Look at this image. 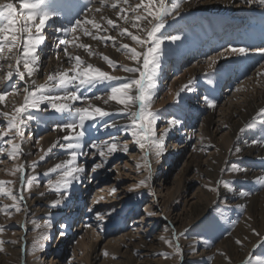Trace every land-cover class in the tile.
<instances>
[{
    "label": "snow or ice",
    "instance_id": "1",
    "mask_svg": "<svg viewBox=\"0 0 264 264\" xmlns=\"http://www.w3.org/2000/svg\"><path fill=\"white\" fill-rule=\"evenodd\" d=\"M88 3L93 4V0H88ZM97 3L99 6L94 5L89 8L91 14L89 17L83 20L76 19L72 26L57 29L64 33L65 38H58V42L54 45V48L58 50L56 59H60L62 51L70 67L63 71L48 73L45 81L40 84H37L35 79L42 63L39 53L46 41L44 34L46 22L54 14L49 11H40L45 0H35V2L22 0L19 9L11 2L0 4V61H6V64L0 63V72L3 73L0 74V82H11L5 84V89L0 90V105L7 107L6 100L9 96L23 95L22 102L13 103L10 110L0 111V119L4 121L0 124V154L6 153L11 160H19L26 155L24 145L31 138L25 136V131L31 121L36 118L33 115L34 112H47L50 118L61 121L54 124L52 131L62 135L46 150L41 148L40 151L43 154L39 157L41 161L45 160L57 147L68 156L67 159L56 163L44 173V176L48 177L44 185L47 192L38 193L41 198H46L49 194L52 196L49 207L53 209L68 206L79 186L85 181L91 182L94 179L93 174L100 169H105L109 165L110 157L118 152L130 155V143L142 153L134 167L136 174L142 175L143 178L129 187L128 191L135 193L137 189H151L153 163L161 162L166 155L168 151L166 141L170 133L184 126L182 120L172 116L165 122L164 128L158 131L157 126L161 116L158 111L153 110L152 105L158 85L161 58L164 55L163 45L165 41L175 44L181 40L179 35L167 33L166 26L173 27V24H169V18L175 21V18L181 15L183 6L190 4L191 0H135V2L133 0H97ZM229 3L231 6L237 3L246 6L258 5L264 9V0H229ZM105 10H110L115 19L106 15ZM97 14H99V19H97ZM113 31L116 35L110 34ZM80 35L89 37L92 41L104 43L105 46L110 41L115 51L122 52L131 63H119L108 55L96 53L91 44L78 42ZM125 38L131 43L123 42ZM70 47L84 50L88 57L100 56L111 72L88 62L79 54H73L69 51ZM257 52L264 57V35L261 36L258 45L230 43L226 47L222 46L215 50L214 54L208 55L205 63L209 69L223 73L228 69L223 67L222 61L227 62L231 57L233 63H240ZM261 67L264 68V65ZM117 70L127 75L125 77L113 75L112 72ZM257 75L264 77V71H258ZM121 79L124 82L110 86L106 95H87L99 85L110 84L111 81ZM193 83L194 80L190 79L173 94L176 103H179L181 93L193 91L191 88ZM208 83L213 84L214 81L209 79ZM7 88H11V91ZM242 90L246 89H235L237 92ZM202 99L208 108L217 107L214 100L208 96ZM94 101H101L105 106L110 102H115L120 107L116 111H110ZM116 115L123 116L124 122L112 119ZM257 124L264 127V108L259 109L257 117H254L240 131L255 128ZM99 127L105 131L113 129L115 133H109L107 139L99 140L96 138ZM194 135L195 130L187 138L191 140ZM5 137L8 139L5 140ZM123 137H129L130 140L122 139ZM252 143L264 146V137L259 141L254 139ZM193 150H197L195 146ZM199 150L203 151L202 148ZM233 150L237 154L242 151L240 147H235ZM97 156L99 157L98 162L95 160ZM82 157L85 161L87 158H93L90 172L86 163L81 162ZM36 168L37 163L33 162L31 165L33 174L28 175L25 162H21L10 171L9 174L12 176L19 174L20 187L18 190L10 186L13 181L0 180V197L12 202L10 205L0 206V214L9 219L13 213L28 214L26 200L30 198L33 189H39L41 186ZM225 171L231 173L234 178H239V175L246 170L233 164L228 169H221V172ZM257 183L264 188V175L257 178ZM205 188L215 193L217 197L222 194V188L224 193L237 192L233 180H217L215 184H206ZM117 193V186L109 189V195L116 196ZM238 195L243 197L248 193L239 191ZM93 203L97 204L99 200ZM88 210L96 211V227L99 232H103L106 228L104 221L111 219L110 214L101 213L93 208ZM154 214L145 209L146 216L151 217ZM201 223L206 230H212L217 221L213 218ZM56 225L57 221L51 219L50 215L43 219L42 225H36L37 228L42 227L45 230L41 233L42 241H51L53 238L51 233ZM67 227L66 223L59 224L61 236L64 235V229ZM85 227L91 228L92 225H85ZM6 230L7 226L0 224V234ZM188 231L189 229L185 228L177 233L173 226L171 239L163 235L159 237L168 248L172 249V254L179 259L180 264H183V249L179 240ZM252 231L260 236L256 229ZM6 243L15 244L16 241H5L0 238V252L4 251ZM235 243L241 245L242 241L237 239ZM38 247L41 251L46 250V245L40 244ZM36 248L37 246H34V251ZM103 255L108 257L109 253L105 250ZM158 255L165 259L169 258L168 252H161ZM256 261L257 264H264V258L256 257ZM246 264H252L251 257L248 258Z\"/></svg>",
    "mask_w": 264,
    "mask_h": 264
},
{
    "label": "rangeland",
    "instance_id": "2",
    "mask_svg": "<svg viewBox=\"0 0 264 264\" xmlns=\"http://www.w3.org/2000/svg\"><path fill=\"white\" fill-rule=\"evenodd\" d=\"M21 2L22 0H19L18 3L20 4ZM198 16L196 14L190 15L194 20ZM182 20H185L184 15L176 17L175 21L169 18V24H173V27L169 28L166 26L165 31L173 35L179 28L180 23L183 22ZM164 47L165 44L163 45ZM110 58L119 63H131L130 61L122 62L119 57ZM193 60L191 59L182 63L181 69H179L180 65H177L176 68H171V64L165 63V66H167L165 70L169 71L170 75V80L167 84L162 79L166 71H162V68H160L157 85L158 94L154 97V104L152 105L154 111L159 112L156 104L158 105L162 99L163 101L168 99L167 89L174 78L171 74H178L179 72L181 74V71H187L191 67ZM262 65V62L259 63L253 70ZM100 67L105 71L111 72V69L106 64ZM112 74L119 77L127 75L119 70L112 72ZM123 82L124 80L121 79L111 81L110 84L99 85L95 89V93L97 95H106L110 86H116ZM238 85L230 88L229 94H224L219 104L222 105V108L227 109L230 107L229 104L237 103L236 98L239 97H237L238 93L235 89H237ZM112 104L114 107L111 110L109 109L110 111H116L120 107L115 102H112ZM218 113H215L216 117ZM33 115L36 118L29 125L31 128L36 127L38 124L37 127L43 124L45 127L47 126V122L50 123L47 121L50 119L49 115L46 117L41 112H34ZM254 117H257V114ZM112 119L124 122V117L120 115H116ZM215 124L218 125L219 122L217 121ZM257 126L244 132L238 131L239 133L235 141L243 139L249 142V145L245 146L247 149L239 154L233 150L234 141L229 142L226 133H224L225 130H218L220 127L217 129L218 131H216V127L212 128L209 135L210 139L220 146L219 149L211 148L208 151L207 149L203 150L204 152L197 158L195 157L197 150L194 151L192 148H185L172 157L169 149L173 151L174 148L167 145L168 151L164 157L169 155L172 157V160L166 163V157H163L161 162L153 163L151 189H137L135 193H130L128 189L136 181L143 178L142 175L136 174L134 167L135 162L139 160L142 153L135 145H130L131 148H136L130 151L129 158L121 156L122 161L124 160L127 166L124 167L123 162L119 164L117 177L116 173L113 170L111 171L114 166L113 164L107 169H100L95 173L93 183H96V188L90 189L87 192L78 218L85 220L89 217L86 221H88L89 225H92L91 230L95 229L96 233L99 232V229L96 227V211L90 212L89 208L98 210L101 213L112 214L110 215L112 222L103 232H99L101 235L98 238L90 236L89 239L85 240V244L82 247L83 252L76 251L75 254L72 253V250L76 247L75 244L77 245L80 241V235L73 234V227H70L69 231L64 232L65 238L60 241L57 226L70 209L74 210L72 208L78 203L77 200L73 198V202L71 201L68 206L53 209L49 207L50 200L52 199L50 194L46 198H41L38 195L39 192H47L44 185L48 177H45L44 173L59 162L58 159L52 160L54 158L53 155L56 154L55 156L61 157V154H64V151L57 147L45 160L41 161L39 157L43 153L40 149L46 150L62 134L52 131L53 127L49 130L41 127V130L38 131L39 133H34L30 136L27 129L25 136L31 139L24 145L25 156L19 160H11L7 157L6 153L0 154V180L13 181V184L10 186L14 190H18L20 187L19 174L12 176L9 174L10 171L18 163L25 162L26 174L31 175L33 174L31 165L33 162H36V173L38 174V181L41 186L39 189H33L30 198L26 200L29 210L27 215L24 213H13L11 219H9L0 214V224L7 226V230L3 234H0V238L5 241H16L15 244H5L4 251L0 252V264H35L37 262L38 264H51L54 262L55 264H86L85 257L90 253L95 243L96 247L93 256L96 257V260L95 262H91V264H180L179 259L172 254V249L168 248L159 239L161 235L167 239H171L173 226L177 233L183 231L185 228L189 229L179 240L183 249V264H246V261L250 257L252 264H257L256 257L264 258V188L257 183V178L264 175V163L259 161L260 158L264 157L262 156L263 154L258 155L259 153H252L253 151L249 150L250 145H254L252 143L254 139L259 141L264 137V129L257 130ZM109 131L113 134L115 133L113 129H109ZM50 135L56 137V139L47 143L46 146L42 142L46 138H49ZM188 136L189 134L186 137ZM41 137L43 139H40ZM194 137H197V131ZM199 138L202 137L199 136ZM4 139L7 140L8 138L5 137ZM122 139L130 140L129 137H123ZM226 146L228 147L224 151L223 148ZM250 151L252 152L250 153ZM257 157L259 159H256ZM195 159L196 161H194ZM96 161L98 162V160ZM259 163L261 166L258 165ZM233 164L239 165L246 170L239 175V178H234L228 171L221 172V169H228ZM107 170H110V172L102 180L101 177L104 174L106 176L105 172ZM88 171L90 172V170ZM159 179L164 180L166 184L165 189H162L161 192H158L156 188L157 180ZM217 180H233L237 192L224 193L222 188V194L217 197L215 193L205 188L206 184H215ZM111 186L118 187L116 196L109 195L108 188L110 189ZM239 191L247 192L248 195L242 197L238 195ZM100 197H103V199H100ZM36 199L38 202H33ZM95 200H99V203L94 204L93 201ZM78 201H81V198H78ZM31 202L33 203L30 204ZM11 203V200L0 197V206L5 204L10 205ZM145 209L155 214L148 217L145 215ZM35 210L40 212H36ZM48 215L51 216V219L57 221L56 228L52 230L51 234L53 238L50 242L41 240V233L45 230L42 227H36V225H42L43 219ZM62 215L65 216L63 217ZM57 216L62 217L57 219ZM175 218L179 219V222H176ZM213 218L217 221L216 226L212 230H206L201 222H207ZM133 219L136 221L140 220L141 224L136 223L133 227ZM252 229H256L260 233V236L255 235ZM71 235L73 236L71 237ZM254 236H257V238L247 246L246 241ZM237 239L242 241L241 245L235 243ZM40 244L46 245L45 251L39 250L38 245ZM34 246H37L35 251ZM56 247H60L61 255L52 262V256L54 257L52 253ZM105 250L109 253L108 257L103 255ZM161 252H168L169 258L165 259L158 255ZM113 256L116 258L113 259Z\"/></svg>",
    "mask_w": 264,
    "mask_h": 264
},
{
    "label": "bare ground",
    "instance_id": "3",
    "mask_svg": "<svg viewBox=\"0 0 264 264\" xmlns=\"http://www.w3.org/2000/svg\"><path fill=\"white\" fill-rule=\"evenodd\" d=\"M9 2L15 4L19 9V0H0V4ZM31 2H35V0H31ZM133 2H135V0H133ZM94 5L99 6L97 0H93V4H89L88 0H45V4L41 6L40 11H49L53 14L56 13L57 17L53 18V15L52 18L46 22V24L49 25L44 30L46 41L42 45V50L39 53L41 55L42 63L40 65V72L35 77L37 84L43 83L48 73L53 71H63L70 67L67 59L63 56L62 51L60 59H56V52L58 50L54 48V45L58 42V38H65L64 33L57 31V29L70 27L75 23L76 19L83 20L86 17H89L91 15L89 13V8ZM66 9L71 12L68 15H63L64 17L62 20L58 14ZM105 14L115 19L114 14L110 10H105ZM192 14L199 16L194 20L190 17ZM181 15L185 16V20H182L183 22L180 23L178 26L179 28L173 33V35H179L181 40L175 44L169 41L165 42L164 55L161 58V70L166 71L165 68H167V66H165V63L171 64V68H176L177 65H180L179 69H181L182 63L191 59L194 60L191 67H189L187 71L183 70L181 71V74H179L180 72L178 73L179 75L176 73L171 74L174 78L171 80L170 87L167 89L168 99L164 101L162 99L158 105L156 104L159 108L161 116V121L157 126L158 131L164 128L165 122L172 116L178 117L184 122V126L173 130L166 141L168 146L170 145L174 148L173 151L169 149L172 157L177 154V152L181 150L183 151L185 148H192L193 150L194 146L197 149V153L195 152L196 158L204 152L199 150L201 148L203 150L207 149V151L211 148H217L216 150H218L220 146H218L217 143L209 137L210 130L214 127H216V131L220 129L225 130L224 133H226L228 138L227 140L229 142L234 141L235 143V145H233V149L235 147H240L242 151H244L247 149L245 146L249 145V142L244 141L243 139L236 142L235 139L239 133L238 131L258 113L259 109L264 108V77H259L257 75L258 71H264V68L258 67L256 70H253L261 62L264 65V57L257 52L254 55H251L247 60H243L240 63H233V60L230 57L227 62H221L223 67L228 69V71L223 73H217L212 69H209L205 60L208 55L214 54L215 50L220 49L222 46L226 47L230 43L233 45H240L242 43L260 44L261 36L264 35V9H261L258 5L246 6L239 3L235 6H231L229 0H199V2L198 0H191L190 4H185L183 6ZM97 19H99V14H97ZM110 34L116 35L114 31ZM119 39L120 38L118 37V40ZM78 42L91 44L96 53L108 55L112 58L119 57L122 62H129L122 52L118 53L115 51V48L112 47V43L110 41L107 43V46H105L104 43L92 41L89 37L80 35ZM123 42L131 43V41L127 38H125ZM69 51L73 54L81 55L85 60L93 63L94 65L103 66L106 64L100 56L94 55L93 57H88L87 53L82 49H74L70 47ZM0 63L6 64V61H0ZM0 74L3 73L0 72ZM248 74L250 75L247 76ZM162 77L164 83L167 84L170 80L169 71H166ZM190 79L194 80V83L191 85L193 91L181 93L179 103H176L174 100L172 101V99H174L173 94ZM209 79L213 80L214 83L209 84ZM6 83L11 82H0V90L5 89ZM236 85H238L237 88L246 90L237 92V97H239L236 98L237 103L235 102L233 104H229L230 107L227 109L222 108V105H219L220 100L224 97V94L226 95L230 93V88H233ZM20 87H23L22 83L20 84ZM7 90L11 91V88H7ZM157 90L158 89H156V94H158ZM156 94L155 97L157 96ZM87 95L93 96L97 95V93H95L94 89L93 92L87 93ZM204 96H208L213 99L217 107L215 109L208 108L203 102L202 98ZM22 99V94L16 97L9 96L6 100L7 107L5 105H0V111L10 110L13 103L19 104L22 102ZM94 103L106 107L108 110H111V108L114 107L112 102L106 106L102 105L101 101H94ZM216 112H219L217 117L215 115ZM217 121L219 122L218 125L215 124ZM2 122L4 121L0 119V124ZM57 122L60 121L57 119ZM48 124H50V126L44 127L43 124L39 127L36 126V128L29 127L28 135L31 136L33 133H38L40 127H44L49 130L54 126L55 122ZM260 129H264V127L258 124L257 130ZM193 130H195V132L197 131V137L195 138L193 136V138L189 140L186 136L187 134L192 135ZM109 133L112 132L109 130L105 131L100 127L96 132V138L99 140L107 139ZM199 136L202 138H199ZM55 139L56 137L50 135L49 138H46L42 143L46 145L47 143L55 141ZM130 145L132 144L130 143ZM227 147L228 146L224 147L223 150L225 151ZM133 148L136 147H130V151L134 150ZM249 150L253 151H250V153H259L258 155L263 154L262 156L264 157V146L250 145ZM85 151H88V149H85ZM55 155L56 154L53 155L54 158H52V160L58 159L59 162L68 158L65 152L63 155L61 154L62 158ZM121 156L129 158V155L118 152L113 157L109 158V165L105 168L107 169L111 164H113L114 166L111 171L113 170L116 173V177L118 176L119 164L123 162L124 167L127 166L124 160L122 161ZM171 156H165L166 163H169L172 160ZM258 157L256 159H259ZM95 160L99 161V157H95ZM194 161H196V159ZM259 161L264 163V158H260ZM81 162L86 163L87 169L91 170L93 158H87L85 161V158L82 157ZM258 165H260V163ZM109 172L110 170L105 172L106 176L104 174V176L101 177L102 180L108 176ZM93 180L91 182L85 181L79 186L74 197V200H77L78 203H76L75 207L72 208L74 210L70 209L68 214H65L66 216L62 215L65 217L59 222V224L66 223L68 225V227L64 229V232L69 231V228L73 227L72 233L80 235V241L77 245L75 244L76 247L72 250L73 254H75L76 251L83 252L82 247L85 244L84 241L89 239L90 236L98 238L101 235L97 234L95 229L91 230V228L89 229L88 227H85V225H89L88 221H86L89 217L85 220L78 218L81 213L80 208L83 207L81 205L84 203L87 192H89L90 189L96 188V183L94 184ZM165 186L166 184L164 180H157L156 188L158 189V192L165 189ZM78 198H81V201H78ZM33 202H38V200L36 199ZM35 211L37 212L38 210ZM54 216L53 218H55ZM62 216H57L56 218L60 219ZM175 221L179 222V219L177 220L175 218ZM111 222L112 219H106L104 224L107 227ZM136 223L141 224L140 220L136 221L133 219L132 226L134 227ZM59 224L57 226L58 230ZM64 236L65 235L59 236L60 241L65 238ZM72 236L73 235H71V237ZM127 237L129 236L127 235ZM256 238L257 236H254L250 240L248 239L246 241V245H250ZM95 247L96 243L90 250V253L85 257L86 264L95 262L96 257L93 256ZM59 248L60 247H56L53 251L52 255H54V257L52 256V262L60 257L61 251ZM35 264H38V262ZM51 264H55V262Z\"/></svg>",
    "mask_w": 264,
    "mask_h": 264
}]
</instances>
